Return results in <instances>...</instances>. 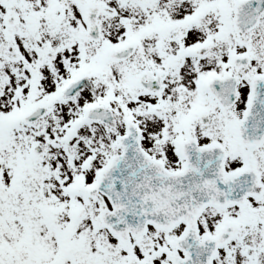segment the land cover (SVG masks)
Returning <instances> with one entry per match:
<instances>
[{"label": "snow or ice", "instance_id": "obj_1", "mask_svg": "<svg viewBox=\"0 0 264 264\" xmlns=\"http://www.w3.org/2000/svg\"><path fill=\"white\" fill-rule=\"evenodd\" d=\"M0 264H264V0H0Z\"/></svg>", "mask_w": 264, "mask_h": 264}]
</instances>
